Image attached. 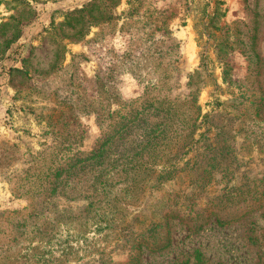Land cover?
I'll list each match as a JSON object with an SVG mask.
<instances>
[{
    "label": "rangeland",
    "instance_id": "obj_1",
    "mask_svg": "<svg viewBox=\"0 0 264 264\" xmlns=\"http://www.w3.org/2000/svg\"><path fill=\"white\" fill-rule=\"evenodd\" d=\"M0 264H264V0H0Z\"/></svg>",
    "mask_w": 264,
    "mask_h": 264
},
{
    "label": "trees",
    "instance_id": "obj_2",
    "mask_svg": "<svg viewBox=\"0 0 264 264\" xmlns=\"http://www.w3.org/2000/svg\"><path fill=\"white\" fill-rule=\"evenodd\" d=\"M176 115H174L175 117ZM125 134V133H124ZM176 139L180 136V134L176 135ZM153 140V139H152ZM151 140V141H152ZM163 142L165 141V138L163 137L161 139ZM108 142V140H103L101 142L100 149L94 153V158L101 159L103 158V147L104 145ZM134 142V140H133ZM109 143V142H108ZM147 143V142H146ZM165 144V142H164ZM170 145V144H167ZM158 146V141L154 139V145H151V151L149 153V158L152 159V157H156L159 149L157 148ZM95 160V159H92ZM98 164H101V162H98ZM96 165V164H94ZM117 167H113L110 171H106L103 168L102 174H100V171H97L98 175L93 177V183L90 185L93 194H98L101 189L104 190L105 187H108L111 185L114 181L115 176H117L115 179L116 181L122 180L121 182L125 184V190L127 193H131L135 191L137 185L139 184L138 177L140 176V173L142 170H145L144 168L142 169L140 166H142V163H139L136 165L135 163L132 162H125V160L121 161L120 163H115L114 164ZM255 201H261L260 197L255 198ZM111 206H113L112 201L109 202Z\"/></svg>",
    "mask_w": 264,
    "mask_h": 264
}]
</instances>
